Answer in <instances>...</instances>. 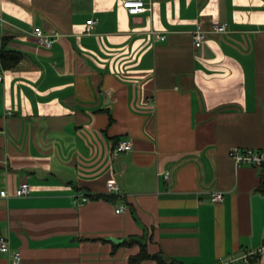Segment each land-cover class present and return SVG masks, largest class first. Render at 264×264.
Returning <instances> with one entry per match:
<instances>
[{"label":"crops","instance_id":"crops-1","mask_svg":"<svg viewBox=\"0 0 264 264\" xmlns=\"http://www.w3.org/2000/svg\"><path fill=\"white\" fill-rule=\"evenodd\" d=\"M0 18V50L19 56L0 61V236L21 264H129L131 237L183 264L264 245L263 171L229 157L264 149V0H152L136 16L120 0H0ZM198 22L228 32L194 48ZM35 27L61 37L43 48Z\"/></svg>","mask_w":264,"mask_h":264},{"label":"built area","instance_id":"built-area-1","mask_svg":"<svg viewBox=\"0 0 264 264\" xmlns=\"http://www.w3.org/2000/svg\"><path fill=\"white\" fill-rule=\"evenodd\" d=\"M121 7L128 13V15L136 16L151 12L152 0H120ZM0 23L2 19L0 18ZM94 21L88 20L85 25V33L90 34L93 27ZM228 32V25L226 23H213L210 29L205 30L202 23H198L192 32V40L194 48H199L206 36L209 33L213 34H225ZM154 37L160 41L165 40L164 34L153 33ZM32 36L36 39L37 43L46 49L53 46L55 42L61 37V34L57 31L45 32L40 27H35L32 30ZM3 80L2 74L0 73V82ZM132 149V144L129 140H121L112 149V156L116 157L119 154L128 152ZM229 157L236 167L240 166H251L256 169L264 170V149H252V148H242L233 147L229 150ZM165 180L168 179L169 175L167 172L163 174ZM108 193L110 195L120 194V188L115 180H109L106 184ZM30 193V187L27 183H21L15 191L16 197H27ZM1 197H7L6 191L0 192ZM86 197L81 198V202H85ZM210 201L213 204L220 203L223 201L222 192H213L210 195ZM124 207H120L116 210L117 213L122 212ZM0 253L8 255L10 264H21V256L18 252H13L10 250L9 241L7 237L0 236ZM264 254V245L255 251H248L244 253L239 258L233 259L226 264H249L251 261L258 260Z\"/></svg>","mask_w":264,"mask_h":264},{"label":"trees","instance_id":"trees-1","mask_svg":"<svg viewBox=\"0 0 264 264\" xmlns=\"http://www.w3.org/2000/svg\"><path fill=\"white\" fill-rule=\"evenodd\" d=\"M0 61L1 64L4 68L8 69V68H12L15 65H17V63L19 62V56L16 53L13 52H6L5 50H0ZM119 141H117L115 143V146L118 144ZM262 175H261V183L258 187V191L264 193V170H262ZM102 196H94L93 198L98 199ZM102 198L110 200V199H118L115 196H103ZM132 243H138L140 246V250L139 252L134 255L131 256L129 258V264H138L141 261L144 260H148V259H152L155 261L156 264H183L179 261L167 258L166 256H163L161 253L155 254V255H150L146 249V244L144 242H142V240L140 239H135L133 237L125 240L124 242H122L120 245L122 246H129L132 245ZM254 262V261H251Z\"/></svg>","mask_w":264,"mask_h":264},{"label":"rangeland","instance_id":"rangeland-1","mask_svg":"<svg viewBox=\"0 0 264 264\" xmlns=\"http://www.w3.org/2000/svg\"><path fill=\"white\" fill-rule=\"evenodd\" d=\"M198 23H201V22H198ZM198 23H196V24H198Z\"/></svg>","mask_w":264,"mask_h":264},{"label":"water","instance_id":"water-1","mask_svg":"<svg viewBox=\"0 0 264 264\" xmlns=\"http://www.w3.org/2000/svg\"><path fill=\"white\" fill-rule=\"evenodd\" d=\"M113 241H115V240H113Z\"/></svg>","mask_w":264,"mask_h":264}]
</instances>
